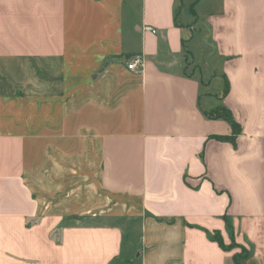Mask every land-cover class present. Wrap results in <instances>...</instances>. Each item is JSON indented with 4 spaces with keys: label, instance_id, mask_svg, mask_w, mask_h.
<instances>
[{
    "label": "crops",
    "instance_id": "0c3cea01",
    "mask_svg": "<svg viewBox=\"0 0 264 264\" xmlns=\"http://www.w3.org/2000/svg\"><path fill=\"white\" fill-rule=\"evenodd\" d=\"M243 249L264 264V0H0V264Z\"/></svg>",
    "mask_w": 264,
    "mask_h": 264
},
{
    "label": "trees",
    "instance_id": "16d2710c",
    "mask_svg": "<svg viewBox=\"0 0 264 264\" xmlns=\"http://www.w3.org/2000/svg\"><path fill=\"white\" fill-rule=\"evenodd\" d=\"M223 82L224 84H223V89H222V95H226L229 90V84L226 81V79H224ZM202 113L209 120L221 119V120L226 121L230 125L231 135L228 137H219L217 139L221 141H227V142L233 143L235 141V138L241 133L240 125L233 119L231 112L227 108L221 106L216 109L209 110V111H203ZM212 240L216 241L222 248H224L223 243L220 237L218 236V234H214L212 236ZM242 252L245 253V256H241ZM241 253L234 256L235 264H241V260L246 258L248 255V252L244 249L241 251Z\"/></svg>",
    "mask_w": 264,
    "mask_h": 264
},
{
    "label": "built area",
    "instance_id": "2783aa9c",
    "mask_svg": "<svg viewBox=\"0 0 264 264\" xmlns=\"http://www.w3.org/2000/svg\"><path fill=\"white\" fill-rule=\"evenodd\" d=\"M143 66V56L138 54L134 55L129 63L127 64V69L134 74H140Z\"/></svg>",
    "mask_w": 264,
    "mask_h": 264
},
{
    "label": "rangeland",
    "instance_id": "374dc122",
    "mask_svg": "<svg viewBox=\"0 0 264 264\" xmlns=\"http://www.w3.org/2000/svg\"><path fill=\"white\" fill-rule=\"evenodd\" d=\"M189 70H190V72H194L193 69H189ZM217 108H218V107H217ZM117 203H120V202H117V201H116V211L118 210V205H117ZM241 256H245V253L242 252V253H241Z\"/></svg>",
    "mask_w": 264,
    "mask_h": 264
}]
</instances>
